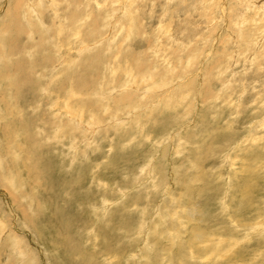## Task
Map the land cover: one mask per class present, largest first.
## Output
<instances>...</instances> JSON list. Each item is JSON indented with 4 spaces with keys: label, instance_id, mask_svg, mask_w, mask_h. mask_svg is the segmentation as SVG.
<instances>
[{
    "label": "rangeland",
    "instance_id": "rangeland-1",
    "mask_svg": "<svg viewBox=\"0 0 264 264\" xmlns=\"http://www.w3.org/2000/svg\"><path fill=\"white\" fill-rule=\"evenodd\" d=\"M0 264H264V0H0Z\"/></svg>",
    "mask_w": 264,
    "mask_h": 264
}]
</instances>
